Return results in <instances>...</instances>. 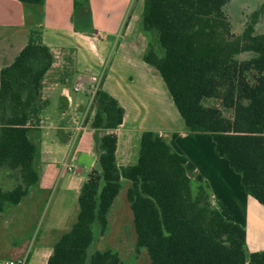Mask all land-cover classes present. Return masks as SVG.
<instances>
[{"label": "trees", "instance_id": "16d2710c", "mask_svg": "<svg viewBox=\"0 0 264 264\" xmlns=\"http://www.w3.org/2000/svg\"><path fill=\"white\" fill-rule=\"evenodd\" d=\"M88 1L74 0V6L87 8ZM228 1L144 0L142 29L156 33L162 54L149 44L143 60L159 73L185 129L209 133L245 192L264 206V31L255 33L249 22L234 36L225 14ZM259 9L264 12V0ZM242 53L250 56L238 59ZM52 62L41 31L33 28L0 70V170L18 180L11 189L0 188V212L19 203L38 181L29 132L40 121L42 80ZM123 115L118 101L97 87L82 122L105 132L97 166L80 188L75 221L54 243L46 264H120L117 251L89 248L94 226L100 235L105 232L123 180L129 182L125 196L135 250H146L151 264H264V250L246 253L244 227L211 203L206 184L193 185L186 157L156 132L141 133L135 164L117 166L112 130Z\"/></svg>", "mask_w": 264, "mask_h": 264}, {"label": "crops", "instance_id": "0c3cea01", "mask_svg": "<svg viewBox=\"0 0 264 264\" xmlns=\"http://www.w3.org/2000/svg\"><path fill=\"white\" fill-rule=\"evenodd\" d=\"M141 1L89 0L87 8H75L74 0H44L42 5L0 0V70L18 55L27 42L29 30L33 28L41 31L42 42L53 57L42 80L41 100L44 104L39 114L40 121L29 132V139L36 146L33 168L38 181L19 203L4 206L0 212L4 215L3 219L0 216V233L5 230V213L17 217L12 229L22 232L27 213L34 216L40 208L43 209L54 188L59 191L56 194L58 202L64 199L66 190L79 194L86 180H61L60 170L47 157L48 149L44 147L42 137L36 133L34 137L31 135L42 130L43 110L57 87H60V112H64L74 102L68 88L72 86L75 91L77 86L79 89L76 91H83L88 97V107L79 124L65 126L63 123L56 129L65 142L69 139L66 129H71V137L76 139L71 159L85 161L84 166L89 174L97 166L99 139L105 132L82 122L93 100L90 88L95 87L96 90L100 87L124 109L121 124L112 130L117 138V166L135 164L141 133L156 132L176 152L186 157L187 174L195 185H207L211 203L223 216L244 227L246 251L264 250V208L257 206L258 202L243 189L239 174L216 153L211 135L185 129L183 119L159 73L143 60L147 46L153 44L150 42L155 32L142 29ZM98 72L99 76L96 75ZM93 77L97 79L96 83L92 81ZM78 125H81L80 130ZM72 173H76V170L73 169ZM253 208L261 216L257 218L258 225L253 219L247 221L245 217ZM67 222L66 211L58 214L55 207L48 211L45 227L36 235L40 250L36 249L31 260L27 254L29 263L26 264H32L35 254V264H46L54 243L68 230L61 231V227L66 228ZM58 231L59 235L51 238ZM21 248L13 245L11 240L5 244L0 235V249L4 253L7 250L17 255V250ZM4 256L0 255V258Z\"/></svg>", "mask_w": 264, "mask_h": 264}, {"label": "rangeland", "instance_id": "374dc122", "mask_svg": "<svg viewBox=\"0 0 264 264\" xmlns=\"http://www.w3.org/2000/svg\"><path fill=\"white\" fill-rule=\"evenodd\" d=\"M140 1L141 0H138V2ZM262 2L263 0H229L227 2V4L225 5V14L230 21L231 32L234 36H238V34L249 22H253L255 33H261L262 31H264V12H260L259 9L262 5ZM141 3L143 5L144 0H142ZM142 5L141 10L143 9ZM252 14L255 17H253ZM150 43H153L150 45L159 55L162 54V49L158 44L156 33L153 37V41ZM249 56L250 53H242L240 55H237V58L243 59L248 58ZM99 74L100 72L96 73L97 76H99ZM68 89L71 93V96L74 97L73 105L66 108L64 112H60V87H57V91L49 96L50 102L47 103L45 109L43 110L42 130L34 132L31 136L34 137L36 133L38 137H42L44 141V147L48 149L47 157L49 161H53L55 163V166L60 170V176H62L61 180H86L88 174V170L84 166L86 165V162H78L77 159H71L73 147L76 142V139L71 137V129H66V133L67 135H69V139L67 142L61 139V135L56 129V127L64 124L65 126L79 124L80 120L82 119L84 110L88 107V97L86 96V94H84L83 91H74L72 86H70ZM209 101L210 104L220 107L219 102L214 100ZM74 103L76 104L74 105ZM91 106L92 102L90 108ZM226 115L229 116L230 113L226 112ZM63 163H66V166L70 165L74 167L73 169L76 170V173H72V171L67 170L66 166H64ZM17 182L18 180L9 175L7 171H5L4 169L0 170L1 189L8 190L12 188ZM192 183L193 185H195L193 180ZM128 185V181L123 182L119 193L113 201V204L108 213V224L105 232L100 235L97 226H94L95 237L92 245L89 248V251L91 252L94 250L113 249L119 254L120 264H151L150 256L148 255L146 250H135L136 236L133 228L132 212L125 196L126 188ZM58 193V188H54L49 198L47 199V202L43 209L40 208V211L37 212V214H35L34 216H31L29 212L27 213L26 224L22 225L24 229L20 233L13 231L12 229V226H14L17 217L13 218L10 217L8 213H5V230H2V232L0 233V235L2 236V242H5L6 244L8 240H11L13 245H17V248H22L17 250V255H14L13 253L10 254V251L8 252L7 250H5L4 253L0 249V255H5L4 258H16L18 255L22 256L27 252V254L29 255V260H31V255L36 252V249H38V244L36 243V235H38L44 229L47 221V213L53 207L56 208L58 214H62L64 211L67 212L68 222L65 226L66 228L61 227V231L69 229V227L75 221L76 214L78 212V192L76 194L72 190H66L65 197L61 202H58L56 200V194ZM256 204L257 206H259V208H264L263 205H260L258 203ZM10 205L13 206L12 204ZM248 215L249 216H245L247 221L249 219H253V222L258 225L257 218L261 216L254 208L250 209V214ZM0 216L1 219L4 218V215L2 213L0 214ZM260 220L263 221L262 218ZM55 235L57 237V235H59V231L55 234H52L51 238H53ZM246 253L248 254L247 251ZM34 258L35 259H33L32 264H35L37 260L36 254L34 255ZM27 262L29 263V261Z\"/></svg>", "mask_w": 264, "mask_h": 264}, {"label": "built area", "instance_id": "2783aa9c", "mask_svg": "<svg viewBox=\"0 0 264 264\" xmlns=\"http://www.w3.org/2000/svg\"><path fill=\"white\" fill-rule=\"evenodd\" d=\"M92 81L96 83L97 79L93 77ZM77 89L79 88L76 86L75 90ZM90 91L92 95H94L95 87H91ZM80 129H81V125H78V130ZM63 165L66 166V163H63ZM66 169L69 171H73V167L70 165H67ZM26 263H27V253L16 258H0V264H26Z\"/></svg>", "mask_w": 264, "mask_h": 264}]
</instances>
